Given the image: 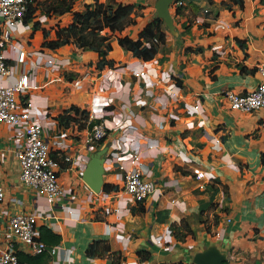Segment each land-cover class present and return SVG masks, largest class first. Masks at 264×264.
<instances>
[{"label":"crops","instance_id":"obj_1","mask_svg":"<svg viewBox=\"0 0 264 264\" xmlns=\"http://www.w3.org/2000/svg\"><path fill=\"white\" fill-rule=\"evenodd\" d=\"M73 1L72 10L59 16L48 15L35 0L38 5L32 16L24 20L22 33L13 35V41L19 42L26 56L23 63H17L12 79L32 72L38 88L29 90L31 101L49 118L60 121L61 131L67 133L65 126L75 109L86 110L93 93L91 82L86 80L79 87L73 82L88 69L97 71L98 56L77 48L73 42L55 50L42 43L43 31L51 23L68 24L73 11H81L83 4L94 0ZM99 1L133 5L129 14L132 22L122 34L134 38L156 15L154 0ZM170 13L178 36L163 23L165 41L158 43V54L147 64L155 70L170 67L182 87L181 97L166 98L167 109H159L154 99L147 96H143L148 101L143 107L126 105L134 127L126 132L111 131L104 140L111 153L134 139L133 130L143 135L138 139L144 147L140 162L151 172L147 179L155 186L145 201L128 203L125 195L119 197L121 172L113 167L105 171L104 182L117 189L106 191L110 194L107 201L88 203L81 173L63 168L59 180L66 193L48 203L44 195L19 180L14 149L22 141L0 123V174L5 193L0 210L34 211L37 227L59 237L57 242L47 244L57 248L56 259L45 251L37 264L175 262L174 247H191L204 234L226 243L227 248L223 249L229 264H264V113L230 109L224 95L226 90L251 91L260 82L257 66L264 64V0H243V6L236 0H184V6L176 10L170 7ZM217 20L226 22L228 27L214 29ZM103 33L110 35L112 44L107 56L114 60L110 66L137 68L146 62L124 51L109 29ZM51 59L59 65L51 63ZM46 69L51 71L47 77ZM117 76L125 87L112 94L116 96L115 103L120 96L131 100L140 90L139 81L131 73L120 72ZM155 93L161 94V88H156ZM185 102L199 103L203 111L189 114L183 108ZM169 113L177 118L165 117ZM61 115L65 118L59 119ZM59 134L52 131L48 140L54 145L77 141L75 136L65 138ZM198 171L204 172L203 178L196 179ZM200 183L204 188L199 187ZM173 198L179 201L176 205L171 204ZM217 231L220 236H211ZM164 242L172 244V248ZM3 245L0 240V247ZM90 245L95 249L87 254ZM18 253L19 257L27 255L21 246Z\"/></svg>","mask_w":264,"mask_h":264},{"label":"built area","instance_id":"obj_2","mask_svg":"<svg viewBox=\"0 0 264 264\" xmlns=\"http://www.w3.org/2000/svg\"><path fill=\"white\" fill-rule=\"evenodd\" d=\"M182 6H184V0H174L170 5L174 10ZM27 9L28 0H0V123L13 131L14 137L22 141L14 149V156L19 167V180L26 187L44 195L48 203H52L54 199L66 193L64 184L59 180L61 169L71 168L82 173L89 153L101 147L100 141H103V146L104 140L111 131L126 132L134 127V118L132 119V116L126 112V105L133 103L143 107L148 104L143 96H147L154 99L159 109H167L169 105L166 98L171 100L180 98L182 87L174 79L170 67L165 70H155L147 64L148 60L137 68L107 66L93 72L88 69L79 75L73 84L79 87L83 82L86 83V80L91 82L93 93L90 107L72 114L70 123L65 126L68 133L62 132L60 121L49 118L46 112L31 101L29 90L38 88L37 83L33 81L32 72L23 74L18 79H12L17 63H23L26 56L19 42L13 41V35L14 32L22 33ZM204 12L208 10L205 9ZM214 27V29H225L228 24L217 20ZM152 42L158 44L157 38L154 37ZM145 44L150 46V42ZM13 60L15 64H12ZM49 61L59 65L56 60ZM257 71L261 79L253 90L245 93L224 91L230 109L244 113L260 110L264 113V64H259ZM120 72L131 73L139 81L140 90L133 94L131 100L120 96L115 103L116 96L112 94L115 91H122L125 87L118 79L117 74ZM50 73L51 71L46 69L45 77ZM120 87L123 89L119 90ZM156 88H161V94L155 93ZM107 92L109 93L105 95ZM183 108L189 114H200L203 111L199 103L193 105L185 102ZM165 117L177 118V115L169 113ZM92 121L97 122L91 125ZM82 124L87 126L83 128ZM52 131L60 133V137L75 136L77 141L71 144L63 142L54 145L48 140ZM133 131L135 133L133 140L117 146V149L111 153L107 150L104 169L106 171L113 167L118 168L121 172L119 179L122 182L119 197L123 198L122 195H125L126 202L139 203L145 201L155 186L151 180L147 179L150 178L151 172L140 162V151L144 147L140 145L138 139L143 135L137 129ZM204 175L203 171H198L195 177L201 179ZM84 185L86 202L96 204L110 198V194L103 189L97 193L86 184ZM199 187L204 188V185L200 183ZM4 195L0 174V202L3 201ZM178 202L175 198L171 200L173 205ZM117 210L118 208L115 209ZM35 218L34 211L0 210V240L4 242V245L0 247V264H28L19 257L20 246L25 248L27 255L30 256L46 251V244L40 239ZM226 221H230L229 217ZM169 231L167 230L166 235H169ZM214 236H220V232H214ZM164 244L167 248H172L169 242ZM181 263L183 262L175 261L163 264Z\"/></svg>","mask_w":264,"mask_h":264},{"label":"trees","instance_id":"obj_3","mask_svg":"<svg viewBox=\"0 0 264 264\" xmlns=\"http://www.w3.org/2000/svg\"><path fill=\"white\" fill-rule=\"evenodd\" d=\"M243 6V0H236ZM37 7L35 0H28V9L24 20H27L32 16ZM72 0H52L46 6V12L48 15L57 13L59 16L72 10ZM133 9L131 4H122L116 2H101L94 0L90 3L83 4L81 11H73L72 19L68 24L60 25V22H56L54 29V37L44 41L42 45L51 50L58 49L70 42H73L77 48L90 50L97 54L98 69H102L105 66H110L114 63L113 59L107 58L108 53L112 50V44L110 41V35L103 33L105 28L109 29L114 35L118 45L127 52H130L133 56L141 58L143 60L153 59L159 52L158 44L153 43L152 39L155 37L159 42H164L166 33L162 30L163 20L153 17L150 21L145 23L137 36L131 37L129 34H122L125 26L127 25L126 19L129 17ZM57 15V16H58ZM35 27L38 25V21L34 23ZM44 32V37H45ZM150 42V46L145 43ZM174 77V76H173ZM180 84L179 82H177ZM77 112V109H75ZM65 116H59V119H64ZM97 121L91 123L94 124ZM103 141H100L102 146ZM111 189H117V186H113L111 183H104L103 191H109ZM40 239L47 245L53 244L59 240L58 235L49 233L44 227H40ZM95 246H88L86 253L91 254L94 252ZM42 254L36 256L26 255L20 256V259L28 264H37V261L43 257ZM41 261V260H40ZM191 264V263H181ZM223 264H229L228 261H224Z\"/></svg>","mask_w":264,"mask_h":264},{"label":"water","instance_id":"obj_4","mask_svg":"<svg viewBox=\"0 0 264 264\" xmlns=\"http://www.w3.org/2000/svg\"><path fill=\"white\" fill-rule=\"evenodd\" d=\"M173 1L174 0H154L152 3L155 7V16L163 20L167 30L171 34L178 36V32L170 13V5ZM107 150L108 145H103L102 147L90 152L86 166L81 173L84 183L91 190L97 193L103 189L105 183L104 160ZM45 249L52 255L53 258L56 259L57 248L46 245ZM184 254L186 256V260L191 264H223V262L227 260V252L215 243H208L202 248L191 246L189 250L184 251Z\"/></svg>","mask_w":264,"mask_h":264},{"label":"rangeland","instance_id":"obj_5","mask_svg":"<svg viewBox=\"0 0 264 264\" xmlns=\"http://www.w3.org/2000/svg\"><path fill=\"white\" fill-rule=\"evenodd\" d=\"M73 1V0H72ZM49 0H39V7H44V9L46 8L47 4H48ZM75 1H73L74 3ZM38 5V3H37ZM129 22H132V18L129 16L127 19H126V23L128 24ZM55 23V22H54ZM54 23H51L47 29H45L43 31V36H44V32H45V41H47L48 39H50L51 37V31L54 30V28L56 27V24ZM127 26V25H126ZM125 26V27H126ZM159 214V213H158ZM160 215V214H159ZM212 235L211 236H214V232L211 233ZM208 243H215L216 245H218L220 248H227V245L226 243H222L221 241H213L210 239V237L207 235V234H204V238H201L195 245H193V247H200L202 248L203 246H206V244ZM190 247L186 246V247H174V251H173V254H172V259L173 260H178V261H182V262H187V263H190L189 261L186 260V256L184 254V251H187L189 250Z\"/></svg>","mask_w":264,"mask_h":264}]
</instances>
